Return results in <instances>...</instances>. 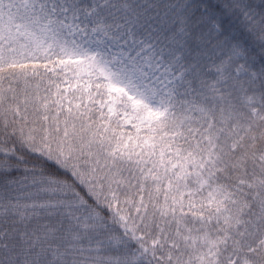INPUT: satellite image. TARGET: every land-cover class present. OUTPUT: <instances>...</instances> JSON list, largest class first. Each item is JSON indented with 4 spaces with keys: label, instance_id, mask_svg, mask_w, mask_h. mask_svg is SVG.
Here are the masks:
<instances>
[{
    "label": "snow or ice",
    "instance_id": "obj_1",
    "mask_svg": "<svg viewBox=\"0 0 264 264\" xmlns=\"http://www.w3.org/2000/svg\"><path fill=\"white\" fill-rule=\"evenodd\" d=\"M0 264H264V0H0Z\"/></svg>",
    "mask_w": 264,
    "mask_h": 264
}]
</instances>
